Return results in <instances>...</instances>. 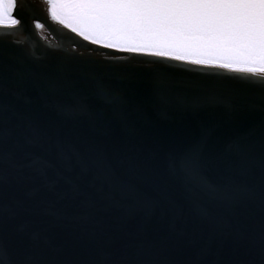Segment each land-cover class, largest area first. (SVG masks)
I'll return each instance as SVG.
<instances>
[{
	"label": "snow or ice",
	"instance_id": "1",
	"mask_svg": "<svg viewBox=\"0 0 264 264\" xmlns=\"http://www.w3.org/2000/svg\"><path fill=\"white\" fill-rule=\"evenodd\" d=\"M43 6L52 20L93 45L154 59L151 70L129 79L126 95L105 83L110 69L99 63L82 67L70 58L33 66L10 62L0 46V264H205L206 247L178 261L179 241L171 233H127L118 246L66 254L43 231L17 233L10 225L17 218L26 224L59 220L70 209L99 223L102 210L122 202L151 210L153 194L117 173L101 141L76 148L59 128L39 121L40 108L87 117L99 129L104 109L122 117L141 93L157 96L176 87L163 71L170 61L264 76V0H43ZM21 7V0H0V28L22 27ZM40 8L37 0L36 11ZM90 81L91 94L84 89ZM67 93L74 95V106L55 102ZM229 108L241 130L228 145L233 159L223 183L203 175L204 136L172 156L169 166L195 178L211 199L231 203L243 195L258 203V225L246 232L225 226L236 227L245 242L241 264H264V94L258 104Z\"/></svg>",
	"mask_w": 264,
	"mask_h": 264
},
{
	"label": "water",
	"instance_id": "2",
	"mask_svg": "<svg viewBox=\"0 0 264 264\" xmlns=\"http://www.w3.org/2000/svg\"><path fill=\"white\" fill-rule=\"evenodd\" d=\"M21 3L18 15L22 27L0 28V46L6 48L10 62L60 65L71 58L82 67L99 63L110 69L105 83L126 95L130 94L129 79L151 70L154 58L101 48L52 20L43 0L38 12L37 0ZM35 23L43 27L37 29ZM163 71L176 87L165 88L157 96L141 93L125 106L122 117L104 109L102 128L92 127L87 117L68 116L51 106L41 107L38 115L42 124L59 128L80 150L87 141H101L117 173L153 194L156 203L151 210L122 202L102 210L97 223L85 213L70 209L66 218L50 217L46 223L26 224L17 218L10 225L12 231H43L51 246L66 254L118 246L127 233H171L179 241L174 253L178 261L195 258L206 247L205 264H241L245 242L236 227L225 225L238 226L240 232L258 225V203L243 195L231 203L211 199L195 178L171 168L169 161L204 136L203 175L213 183H223L233 159L228 145L241 130L229 105L258 104L264 94V76L179 61H170ZM94 88L91 81L84 85L89 94ZM55 102L72 107L75 97L67 93ZM238 178L250 182L248 177Z\"/></svg>",
	"mask_w": 264,
	"mask_h": 264
}]
</instances>
